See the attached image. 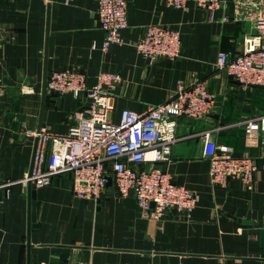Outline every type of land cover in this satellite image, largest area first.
<instances>
[{
	"label": "crops",
	"instance_id": "1",
	"mask_svg": "<svg viewBox=\"0 0 264 264\" xmlns=\"http://www.w3.org/2000/svg\"><path fill=\"white\" fill-rule=\"evenodd\" d=\"M96 8L97 0H0V178L29 172L34 138L25 136L28 130L65 133L80 106L69 93L43 96L45 70L48 76L78 68L90 80L98 71L119 73L108 87L115 122L123 108L145 111L167 100L179 81L201 80L214 97L209 114L179 117L177 140L159 163L195 193V206L188 214L168 208L155 217L132 193L119 195L111 179L99 199L75 197L70 172L31 185L30 193L17 183L0 206V264H264V141L257 125H248L264 115V88L243 86L215 64L220 52L242 51L244 36L255 31L251 19L231 0L213 13L192 0L182 9L163 0H126L124 41L102 50ZM152 23L179 31L178 57L151 60L136 51ZM205 135L253 159L251 189L238 178L211 182Z\"/></svg>",
	"mask_w": 264,
	"mask_h": 264
},
{
	"label": "built area",
	"instance_id": "2",
	"mask_svg": "<svg viewBox=\"0 0 264 264\" xmlns=\"http://www.w3.org/2000/svg\"><path fill=\"white\" fill-rule=\"evenodd\" d=\"M163 1L167 6L182 9L188 0ZM192 1L213 13L225 0ZM231 1L237 13L251 19L255 31L244 36L240 53L220 52L215 64L243 86H264V0ZM257 7L259 11H255ZM96 14L104 32L101 49L122 43L121 30L127 26L126 0H97ZM134 46L151 60L173 59L180 55V33L164 24H148ZM119 78L115 71H98L90 80L84 71L73 67L49 73L46 90L69 93L81 100L80 106L71 113L65 133L44 128L38 133L27 131L26 137L37 135L31 172L18 180L0 178V206L8 199L12 185L30 183L39 187L49 184L56 173L70 172L75 197L99 199L110 178L119 195L132 193L141 209L152 216H161L168 208L187 214L193 210L195 193L176 184L159 163L177 140L178 118L206 116L213 106V95L201 80L187 85L179 81L164 102L150 105L142 112L123 108L115 122L110 119L113 105L108 87ZM251 124L257 125L264 141V115L249 120L248 125ZM203 154L209 162L211 182L225 184L230 178H238L247 189L253 187L257 166L251 157L234 155L229 146L216 143L207 135Z\"/></svg>",
	"mask_w": 264,
	"mask_h": 264
},
{
	"label": "water",
	"instance_id": "3",
	"mask_svg": "<svg viewBox=\"0 0 264 264\" xmlns=\"http://www.w3.org/2000/svg\"><path fill=\"white\" fill-rule=\"evenodd\" d=\"M46 79H47V74H46V70H45L44 71V75H43V85H42V94H43V96L45 95V92H46ZM253 86L263 87L264 88L263 85H253ZM187 119H190L191 121L194 120L192 117H187ZM39 129H40V127L38 126L37 129H36L37 133L39 132ZM16 136L17 135H14V138ZM36 143H37V135L34 137V141H33V154H32V159H31V163H30V167H29V172L28 173L31 172V168H32V164H33L34 152H35V148H36ZM109 181H110V178H109ZM30 188H31V184L28 183V193H30ZM151 206H153V203H151ZM259 235H260V244H261L262 247H264V231H263V229H260Z\"/></svg>",
	"mask_w": 264,
	"mask_h": 264
}]
</instances>
